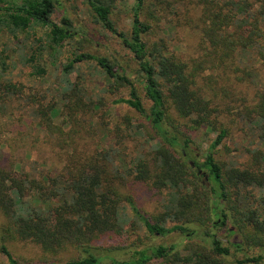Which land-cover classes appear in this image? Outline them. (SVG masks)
Listing matches in <instances>:
<instances>
[{
  "label": "trees",
  "instance_id": "1",
  "mask_svg": "<svg viewBox=\"0 0 264 264\" xmlns=\"http://www.w3.org/2000/svg\"><path fill=\"white\" fill-rule=\"evenodd\" d=\"M189 1L200 7L191 26L201 34L197 44L200 54L182 60L169 52L163 39L150 42L148 38L158 25L151 21H162L154 11L167 12L170 2L135 0L127 34L115 26L112 6L107 0H86L96 22L129 51L136 62L135 72L120 68L106 56L81 51L63 64L64 81L70 82L68 75L76 63L95 61L112 80V87L128 88L127 97L115 98L113 103H124L138 113L142 125L157 142L148 157L138 156L125 175L119 172L110 151L70 157L63 171L41 179L25 172L17 174L12 167L5 169L0 165V252L9 264H23L8 248L7 243L12 239L32 241L46 252H59L70 245L80 253L64 263L51 264H104L105 260L109 264H147L152 259L168 260L171 264H249L261 259L256 256L228 261L229 247L216 234L207 232L210 247L199 243L187 246L190 255L184 257L185 261H181L175 244L135 249L127 259L119 257V249L109 254L94 245L101 234L110 230L118 232L128 222L125 217L128 205L147 233L154 236L179 231L187 237H197L195 226L226 225L229 220L226 210H229L236 223L233 231L241 233L243 244L264 248V150L253 149L254 163L245 168L228 166L216 159L217 147L228 132L215 115L222 108L214 102L217 92L230 94L236 110L233 120L242 121V127L248 126L257 141L264 144V85L255 87L249 99L241 89L244 84L252 88L257 81L256 69L248 60L260 59L264 66V5L255 9L251 0ZM56 2L0 0V11H4L2 22L11 31L42 29L48 42L54 45L49 48L54 49L73 36L67 18L62 17L60 23L52 20ZM35 41L39 42L37 48L25 60L32 74L44 76L47 70L41 62L43 47L40 48L43 36L35 34ZM207 70L209 74H204ZM222 76L233 78V84L236 83L231 86L233 93L213 82V78ZM72 84H68L71 93L65 96L72 105H78L80 98ZM21 91L22 87L9 79L1 80L0 103H6ZM141 92L149 101L148 107ZM37 113L38 124L51 130L54 124L45 108H39ZM202 126L210 131L217 129V133L199 160L192 154L195 139L191 132ZM129 179L166 190L163 209L158 214L147 217L130 194L119 190L118 184ZM232 193L251 199L245 209L236 207ZM219 206L222 220L214 223L212 215ZM168 221L173 224L167 226Z\"/></svg>",
  "mask_w": 264,
  "mask_h": 264
},
{
  "label": "rangeland",
  "instance_id": "2",
  "mask_svg": "<svg viewBox=\"0 0 264 264\" xmlns=\"http://www.w3.org/2000/svg\"><path fill=\"white\" fill-rule=\"evenodd\" d=\"M56 1L51 14L52 20L60 23L62 17L67 18L71 24L69 32L73 33V36L54 49L49 48L54 45L48 42L42 29L33 27L23 31H11L2 22L4 11H0V81L9 79L22 87L20 94L6 103H0V165L5 169L12 167L17 174L25 172L41 179L42 176H54L63 171V168L69 164L70 157L76 155L81 158L88 153L110 151L119 172L125 175L138 156L148 157V153L154 150L157 142L142 125V118L138 113L124 103H113L115 98L127 97L128 88L112 87V80L103 73L95 61L84 60L76 63L68 75L69 83H73L74 92H77L80 98L78 105H72L65 96L66 93L71 92L69 83L64 81L62 67L73 54L81 51L106 56L115 65L125 68L128 72H135L136 62L119 39L96 22L86 0ZM107 1L112 6L111 17L115 26L128 34L131 27V8L135 0ZM251 1L255 4V9L264 5V0ZM165 2L171 4L167 12L161 14L159 10L154 11L156 15L160 14L162 21H151L153 25H158L153 26V31L148 36L150 42L163 39L169 52L175 53L182 60L197 57L200 54L197 44L201 34L191 26L198 17L200 7L189 0H165ZM35 34L43 36L40 48L43 47L41 62L47 70L44 76L32 74L31 66L25 60L31 50L38 46L39 42L35 41ZM1 62H4V66ZM248 62L256 69L254 71L258 76L254 87L251 88L247 84L241 87L247 99L251 97L255 87L263 88L264 85V66L261 60L250 58ZM207 73L208 70L204 72ZM212 80L225 86L226 91L233 93L231 86L236 83L233 84L232 77L222 76L220 79L215 77ZM216 83L214 85L217 86ZM239 86L236 87L240 88ZM209 92L212 94L211 91ZM141 95L145 107H148L149 101L142 92ZM228 95L230 94L222 95L219 91L214 98L215 104L222 108L215 115L228 132L217 147L215 156L228 166L249 167L254 163L251 157L253 149L264 150V144L257 141L248 126L242 127L244 125L242 121L238 118L236 121L233 120V112L236 110ZM42 107L54 124L51 130L38 124L40 117L37 112ZM171 114L174 115V111H171ZM191 133L195 139L192 144V154L201 160L209 143L216 136L217 129L210 131L202 126ZM262 166L264 168V163ZM118 188L121 192L130 194L140 212L149 218L163 209V202L166 199L164 189H156L146 182L131 179L119 183ZM254 193L258 194V191L255 190ZM232 198L240 210L245 209L248 201L251 200H246L241 195L233 196V193ZM125 208L128 222L122 225L120 231H107L94 242L95 246H100L109 254H114L119 249L118 255L121 259L130 257L135 249L157 244H175V250L179 251V256L182 257L181 261H185L187 259L184 257L190 255L187 246L191 247L193 243H199L210 247V237L205 235L207 232L216 234L223 244L229 247L230 253L226 257L228 261L261 256L260 260L249 264H264V248L243 244L241 233L233 231L235 226L233 223H236L229 210H226L229 218L226 225L195 226L198 229L197 237H187L179 231L166 235H149L142 221L132 213L130 207L126 205ZM220 210V206L217 207V211L212 215V222L217 223L222 220ZM172 224L169 221L166 223L167 226ZM237 243L240 245L236 247ZM7 245L12 255L23 264L64 263L80 254L70 245L59 252H46L39 245L28 240L12 239ZM0 264H9L1 252ZM104 264H109V261L105 260ZM147 264L171 263L168 260L152 259Z\"/></svg>",
  "mask_w": 264,
  "mask_h": 264
}]
</instances>
